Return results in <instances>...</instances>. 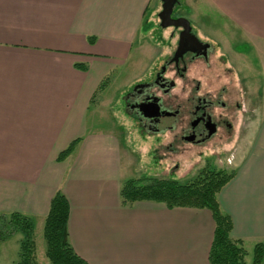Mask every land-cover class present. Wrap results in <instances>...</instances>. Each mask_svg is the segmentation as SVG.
Returning a JSON list of instances; mask_svg holds the SVG:
<instances>
[{"label":"crops","instance_id":"1","mask_svg":"<svg viewBox=\"0 0 264 264\" xmlns=\"http://www.w3.org/2000/svg\"><path fill=\"white\" fill-rule=\"evenodd\" d=\"M177 1L201 39L217 48L203 26L233 30L236 44L257 53L253 60L263 68L264 0ZM159 10L160 0H0V214L33 221L38 264H49L38 261L36 239L38 233L43 238L57 192L69 206V243L88 264H209L211 212L152 201L124 205L120 188L126 180L158 177L129 159L125 127H89L90 108L108 76L130 63L134 46L137 54L144 43L155 46L144 32ZM202 20L207 25H197ZM258 79L261 108L242 140L226 144L225 165L233 176L217 195L247 263L256 244L264 247V79ZM161 123L159 129L168 131L173 118ZM18 235L8 239L18 242Z\"/></svg>","mask_w":264,"mask_h":264},{"label":"rangeland","instance_id":"2","mask_svg":"<svg viewBox=\"0 0 264 264\" xmlns=\"http://www.w3.org/2000/svg\"><path fill=\"white\" fill-rule=\"evenodd\" d=\"M184 8L185 6L177 1L171 16L173 18L184 16L190 20L189 23L193 26L196 22ZM158 13L155 14L154 20L147 24L144 32L148 42L155 46L144 43L145 46L140 48L138 54V48L134 46L130 63L116 69L108 76V82L103 87V94L96 99L95 104L90 108L89 127L99 130H108L112 125L125 127L129 131L123 134L125 144L128 146L126 152L130 156L129 159L132 163L138 161L139 168H142L144 172L146 171L145 173L149 176L184 182L195 177L198 172L205 168L222 169L230 172L231 167L225 165L226 159L230 155V151H227L230 147L226 148V144L229 145L230 141L237 136L240 137L239 141L242 140L247 132V127H250L252 119H255L253 116L256 115V109L261 108L257 100V81L259 80L258 77L264 79V53L259 54L262 58L260 65L263 68L257 67V61L254 60L255 57L258 58V54L248 53L250 48L247 45L236 44L235 31L230 29L224 31L211 30L205 28L204 25V32L212 35L220 44L217 48L213 46L215 51L211 57L210 66L207 67L202 62L188 64L186 79L184 80L174 78L171 72L165 74V77L174 80V87L170 90L169 95H163L158 91L157 97L162 107L172 111L177 110L178 115L175 116L172 113L176 123L171 130L149 134L145 126L146 121L140 120L135 113L125 111L124 97L137 86L151 81L157 70L176 50L178 29L175 27L162 28ZM203 21L197 25L201 26L204 22L207 25V22ZM219 56L223 57L222 59L225 61L220 62ZM252 77L256 80L253 85L249 84ZM196 81L199 82L197 85L200 86L202 92L206 90L210 92L211 100H215L213 95L219 93L221 87H226L228 92L226 98L229 101L233 100L230 103L233 104L234 100L240 103V108L244 114L234 119L235 121L228 119L229 123H232L234 131L233 136L225 142H218L215 140L216 136L200 144H192L183 139L188 132L184 130V127L188 125L189 121L183 119L188 109L184 99ZM97 106L99 108L96 112L98 117L94 122L92 119L96 116L94 111ZM240 126H242L241 129H239ZM134 168L138 167L134 166ZM13 235L18 234L14 233L11 236ZM13 238L8 239V245L6 244L7 239L4 244H0V264H14L17 261V248L19 250V246L18 242L15 241L16 237ZM36 242L38 261L42 262L43 259L46 260L45 242L39 233Z\"/></svg>","mask_w":264,"mask_h":264},{"label":"trees","instance_id":"3","mask_svg":"<svg viewBox=\"0 0 264 264\" xmlns=\"http://www.w3.org/2000/svg\"><path fill=\"white\" fill-rule=\"evenodd\" d=\"M76 140L59 154L66 158L74 148ZM233 172L222 169H202L184 182L168 178L142 175L126 180L120 188L124 205L137 201H152L167 208H205L211 212L215 228L208 253L209 264H264V247L256 244L251 261L247 263V250L240 239L230 235L232 223L218 203L217 195L232 178ZM69 206L65 197L57 192L49 206L43 227L45 257L49 264H88L72 249L67 233ZM19 234V250L14 264H38L34 240L33 221L19 213L0 214V241Z\"/></svg>","mask_w":264,"mask_h":264},{"label":"flooded vegetation","instance_id":"4","mask_svg":"<svg viewBox=\"0 0 264 264\" xmlns=\"http://www.w3.org/2000/svg\"><path fill=\"white\" fill-rule=\"evenodd\" d=\"M180 31L181 29H178V37ZM190 34L195 36L196 40L191 37L184 39V45L188 51L181 56L175 57V50L157 70L151 81L137 86L124 97V101L126 102L125 111L135 113L140 120L146 121L147 124L145 126L148 132L162 131L163 129H159V126L162 124L161 122H164L169 117L173 118V125L176 123L175 116L178 115L177 110L172 111L169 108L162 107L157 97L158 91L163 95H169L170 90L174 87V80L165 77V74L171 72L174 78L184 80L186 79L185 75L188 64L202 62L207 67L210 66V60L215 51L214 48L208 42L201 39L192 27ZM218 58L220 62L225 61V59H222L223 57L221 58L219 56ZM198 83V81L194 83L193 88L189 89L188 95L184 99L188 109L183 119L189 121L188 125L184 127V130L188 132L183 139L192 144H200L216 136L215 140L221 143L225 142L233 136L234 131L232 129V123L230 124L228 119L234 120L241 115L242 109L240 108V103L236 100H234L235 102L233 104L230 103L233 100L229 101L226 98L228 96L226 87H221L220 92L213 95L216 100L215 102V100L210 99L211 94L208 90L205 92L200 90V86L197 85ZM150 102H156L159 105V117L148 119L144 118L139 112L137 108L138 104ZM166 128L171 130L173 127L167 126L164 129Z\"/></svg>","mask_w":264,"mask_h":264},{"label":"water","instance_id":"5","mask_svg":"<svg viewBox=\"0 0 264 264\" xmlns=\"http://www.w3.org/2000/svg\"><path fill=\"white\" fill-rule=\"evenodd\" d=\"M161 10L158 13L160 26L162 28L175 27L181 29L178 37V44L175 57L183 55L188 49L184 45V39L191 37L196 40L195 36L190 34L191 26L187 19L183 17L173 18L172 11L177 0H160ZM139 112L144 118L152 119L160 116V108L156 102L140 103L137 106Z\"/></svg>","mask_w":264,"mask_h":264}]
</instances>
